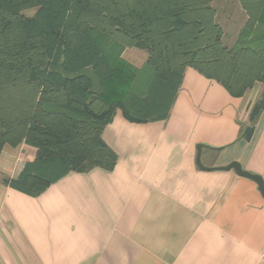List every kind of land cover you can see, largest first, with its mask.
<instances>
[{"label":"crops","instance_id":"1","mask_svg":"<svg viewBox=\"0 0 264 264\" xmlns=\"http://www.w3.org/2000/svg\"><path fill=\"white\" fill-rule=\"evenodd\" d=\"M263 89L234 97L187 67L167 119L136 123L118 110L105 127L112 170L70 172L39 196L10 185L36 150L6 147L0 264H264L258 184L208 169L236 161L264 179V112L252 139L240 136Z\"/></svg>","mask_w":264,"mask_h":264},{"label":"trees","instance_id":"2","mask_svg":"<svg viewBox=\"0 0 264 264\" xmlns=\"http://www.w3.org/2000/svg\"><path fill=\"white\" fill-rule=\"evenodd\" d=\"M213 1L0 0V155L23 143L36 150L10 185L39 196L70 172L112 170L118 155L105 127L118 110L136 123L167 119L187 67L234 97L264 86V0H239L248 20L233 45ZM128 48L148 53L153 73L142 89ZM86 67L99 93L85 76L65 77ZM263 112L264 89L242 138L252 139Z\"/></svg>","mask_w":264,"mask_h":264},{"label":"rangeland","instance_id":"3","mask_svg":"<svg viewBox=\"0 0 264 264\" xmlns=\"http://www.w3.org/2000/svg\"><path fill=\"white\" fill-rule=\"evenodd\" d=\"M213 7L216 9V21L224 28L225 43L228 45H233L247 23L248 16L246 11L243 9L239 0H227L225 2L224 0H214ZM33 12L34 9L26 11V13L28 14H32ZM240 15L245 18L244 22H240ZM134 50L136 51L132 53H130L129 51H127L125 54L123 53V57L136 69L139 70L136 87L142 89L147 84L148 79H150V77L152 76L153 71L146 64L148 53L143 49L136 48ZM253 90L254 88H252L248 92H252Z\"/></svg>","mask_w":264,"mask_h":264},{"label":"water","instance_id":"4","mask_svg":"<svg viewBox=\"0 0 264 264\" xmlns=\"http://www.w3.org/2000/svg\"><path fill=\"white\" fill-rule=\"evenodd\" d=\"M87 77L92 82V92L93 93H99L101 91V79L99 75L96 73L94 69L91 67H86L80 70L79 72L65 74V77L69 80H74L80 77ZM201 146H199L198 149V156H197V162L200 167L207 168L203 166L201 162ZM208 169H221V170H230L234 169L239 175L248 177L252 180H254L258 184V188L261 191L262 195L264 196V179L261 175L252 173L250 171L245 170L242 165L239 162H232L229 165L226 166H220V167H210Z\"/></svg>","mask_w":264,"mask_h":264}]
</instances>
